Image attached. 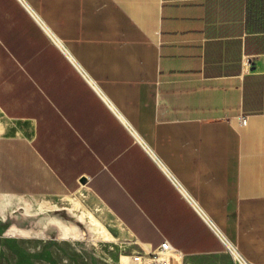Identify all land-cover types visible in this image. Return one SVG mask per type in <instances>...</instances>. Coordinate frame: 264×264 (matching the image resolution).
Returning <instances> with one entry per match:
<instances>
[{
	"label": "crops",
	"instance_id": "0c3cea01",
	"mask_svg": "<svg viewBox=\"0 0 264 264\" xmlns=\"http://www.w3.org/2000/svg\"><path fill=\"white\" fill-rule=\"evenodd\" d=\"M253 1L0 0V221L84 187L148 248L264 264L262 37L177 28Z\"/></svg>",
	"mask_w": 264,
	"mask_h": 264
},
{
	"label": "rangeland",
	"instance_id": "374dc122",
	"mask_svg": "<svg viewBox=\"0 0 264 264\" xmlns=\"http://www.w3.org/2000/svg\"><path fill=\"white\" fill-rule=\"evenodd\" d=\"M0 120H5L1 113ZM12 127L6 136L0 132V142L19 146L18 125L12 123ZM80 192L86 196V206L114 237H101V229L94 228L91 217H83L78 208H73L74 214L68 212L69 206L63 203ZM9 203L11 217L4 223L0 221V264H122L123 255L134 257V263L140 258L144 264L154 257L156 249H148L122 230L84 187L48 196L11 193ZM168 254L160 253L171 264L172 256ZM182 260L184 264H229L225 255L187 257L182 254ZM235 263L241 264L237 258Z\"/></svg>",
	"mask_w": 264,
	"mask_h": 264
},
{
	"label": "trees",
	"instance_id": "16d2710c",
	"mask_svg": "<svg viewBox=\"0 0 264 264\" xmlns=\"http://www.w3.org/2000/svg\"><path fill=\"white\" fill-rule=\"evenodd\" d=\"M214 2V1H209ZM227 2V0H225ZM253 9L256 6L257 12L252 13L251 18L245 22L242 19H236L232 22L229 20H221L214 25H182L177 27L178 32H185L195 37H200L207 33L210 37H234L245 35V37H253V45L259 44L258 37H264V20L259 14V1H253ZM254 12V11H253ZM166 28V23L163 24V30ZM186 35V34H185Z\"/></svg>",
	"mask_w": 264,
	"mask_h": 264
},
{
	"label": "bare ground",
	"instance_id": "6f19581e",
	"mask_svg": "<svg viewBox=\"0 0 264 264\" xmlns=\"http://www.w3.org/2000/svg\"><path fill=\"white\" fill-rule=\"evenodd\" d=\"M45 25V24H44ZM46 26V25H45ZM47 27V26H46ZM45 28V27H44ZM49 30V29H48ZM50 31V30H49ZM50 33V32H49ZM59 40V39H58ZM60 44V43H59ZM126 123V122H125ZM12 123L5 121V120H0V132L5 134L11 131L12 129ZM17 134L19 135V132H17ZM63 204H66L69 206L68 212H70L71 214L73 213V208H78L79 209V213L82 214L83 217L85 216H90L92 219V223H93V227L94 228H100L101 231L99 233V235L101 237L104 238H109L111 239L112 237H114L111 232L109 231V229L105 226H103L101 224V220L96 217V215L92 212V210H90L87 206H86V196L84 193L80 192V193H76L73 195V198H71L69 201H65ZM71 204V205H69ZM67 206V207H68ZM58 222V221H57ZM210 222V221H209ZM121 229L123 230V228L121 227ZM15 230V229H14ZM11 228V231H14ZM17 231V230H16ZM143 245V244H142ZM234 246V245H233ZM148 248V247H147ZM149 249V248H148ZM236 248H234L235 250ZM166 253L168 252L169 256L171 254V260H169L170 262L172 261L171 264H184L183 260H182V253L178 252L175 249H170L168 251H165ZM239 251H237L238 253ZM235 253L236 258L240 261L241 264H248L246 262L245 259H242L241 256L239 254ZM243 257V256H242ZM235 258V259H236ZM134 257L131 256H126L123 255L121 257V262L122 264H141L140 258L135 259V263H134ZM245 260V261H244ZM250 264V263H249Z\"/></svg>",
	"mask_w": 264,
	"mask_h": 264
},
{
	"label": "built area",
	"instance_id": "2783aa9c",
	"mask_svg": "<svg viewBox=\"0 0 264 264\" xmlns=\"http://www.w3.org/2000/svg\"><path fill=\"white\" fill-rule=\"evenodd\" d=\"M246 123H247V120L243 119V124H246ZM170 249H172V248L170 247L168 242L163 243L159 248H157L154 251V253H153L154 257L149 258V260H147V261L145 260L144 264H169L168 260L165 257H162L160 255V253H165V251H168Z\"/></svg>",
	"mask_w": 264,
	"mask_h": 264
},
{
	"label": "water",
	"instance_id": "95a60500",
	"mask_svg": "<svg viewBox=\"0 0 264 264\" xmlns=\"http://www.w3.org/2000/svg\"><path fill=\"white\" fill-rule=\"evenodd\" d=\"M82 182H86L85 179H83Z\"/></svg>",
	"mask_w": 264,
	"mask_h": 264
}]
</instances>
